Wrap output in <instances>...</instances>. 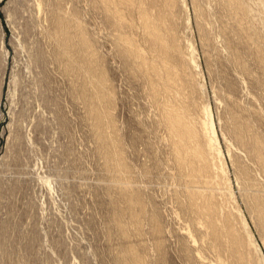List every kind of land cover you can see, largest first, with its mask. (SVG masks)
Listing matches in <instances>:
<instances>
[{
	"label": "rangeland",
	"instance_id": "obj_1",
	"mask_svg": "<svg viewBox=\"0 0 264 264\" xmlns=\"http://www.w3.org/2000/svg\"><path fill=\"white\" fill-rule=\"evenodd\" d=\"M0 264H264V0H0Z\"/></svg>",
	"mask_w": 264,
	"mask_h": 264
}]
</instances>
